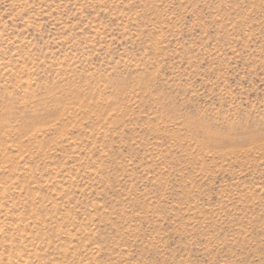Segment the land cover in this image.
I'll return each instance as SVG.
<instances>
[{
    "label": "rangeland",
    "instance_id": "374dc122",
    "mask_svg": "<svg viewBox=\"0 0 264 264\" xmlns=\"http://www.w3.org/2000/svg\"><path fill=\"white\" fill-rule=\"evenodd\" d=\"M0 264H264V0H0Z\"/></svg>",
    "mask_w": 264,
    "mask_h": 264
}]
</instances>
